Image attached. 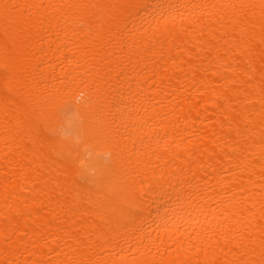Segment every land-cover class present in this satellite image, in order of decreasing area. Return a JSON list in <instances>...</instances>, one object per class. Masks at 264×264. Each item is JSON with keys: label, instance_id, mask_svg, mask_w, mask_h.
I'll return each instance as SVG.
<instances>
[{"label": "bare ground", "instance_id": "6f19581e", "mask_svg": "<svg viewBox=\"0 0 264 264\" xmlns=\"http://www.w3.org/2000/svg\"><path fill=\"white\" fill-rule=\"evenodd\" d=\"M0 264H264V0H0Z\"/></svg>", "mask_w": 264, "mask_h": 264}]
</instances>
